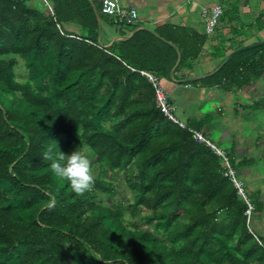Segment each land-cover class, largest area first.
Segmentation results:
<instances>
[{"label":"trees","instance_id":"obj_1","mask_svg":"<svg viewBox=\"0 0 264 264\" xmlns=\"http://www.w3.org/2000/svg\"><path fill=\"white\" fill-rule=\"evenodd\" d=\"M239 1L225 2L218 23H239ZM50 2L51 13L0 0V264H264V240L248 231L246 206L220 159L189 126L163 116L139 74L168 80L177 51L174 73L190 70L205 39L164 24L105 48L100 9L89 0ZM263 18L255 19L259 31ZM70 23L83 33L65 32ZM241 75L246 83L264 75V45L185 85L219 86ZM83 148L102 174L123 172L130 204L100 200L114 194L100 176L78 195L43 159Z\"/></svg>","mask_w":264,"mask_h":264},{"label":"crops","instance_id":"obj_2","mask_svg":"<svg viewBox=\"0 0 264 264\" xmlns=\"http://www.w3.org/2000/svg\"><path fill=\"white\" fill-rule=\"evenodd\" d=\"M20 1L33 9L51 8L50 0ZM89 1L96 9H100L102 0ZM115 1L120 7L133 8L137 17L131 25L120 28L112 18L100 12L102 16L97 15V40L105 48L124 40L117 34L119 29L127 34L122 37L129 38L135 29L152 31L164 24L187 28L205 39L191 69L173 73L172 79L160 80L162 88L174 107L177 119L189 126L190 130L218 144L231 162L237 165L234 170L244 186L243 177L250 180V184L261 186L260 201L257 203L264 215V75L248 83L244 82L245 77L241 75L238 81H228L213 87L201 83L185 85L188 82H182L212 72L232 51L263 41L264 18L260 31L255 19L264 16V0H240L239 23L232 26L217 23L209 34L206 24L211 10L215 6L223 7L229 0ZM63 28L69 34L83 33L81 27L73 23L65 24ZM236 32L242 35L237 36ZM255 234L263 239L264 229Z\"/></svg>","mask_w":264,"mask_h":264},{"label":"built area","instance_id":"obj_3","mask_svg":"<svg viewBox=\"0 0 264 264\" xmlns=\"http://www.w3.org/2000/svg\"><path fill=\"white\" fill-rule=\"evenodd\" d=\"M48 10L51 13L50 7H48ZM100 12L103 15L112 18V21L117 25L129 26L136 20L137 17L136 11L133 8L120 7L115 0H102L100 5ZM220 14H221V8L219 6H215L211 10V15L208 18V22L206 24V32L208 34L211 33L216 27ZM139 74L143 76L146 79V81L151 85L153 89L156 108L170 122L178 125L180 128H185V125L177 119L174 113V107L172 106L169 97L165 93L164 89L162 88L160 79L156 77L154 74L147 71H139ZM189 132L192 134V137L196 143L204 144L220 159V163L222 165L223 177L229 180V182L236 190L237 196L244 202L246 206V211L244 213L246 217V225L248 231L252 233L249 227V222H250V217L254 211V206L251 203V201L248 199L245 192L244 183L238 178L232 166V162L230 158L223 150H220V148L212 144L210 141L204 138L200 133L192 130H189Z\"/></svg>","mask_w":264,"mask_h":264},{"label":"rangeland","instance_id":"obj_4","mask_svg":"<svg viewBox=\"0 0 264 264\" xmlns=\"http://www.w3.org/2000/svg\"><path fill=\"white\" fill-rule=\"evenodd\" d=\"M15 72L18 81H23L26 78V73L24 71L21 61L19 60H18V65L15 67ZM214 145L218 146L219 148L218 144L215 143ZM81 152L85 154L90 161V168L93 177L100 176L106 182L110 183L113 187L114 194L111 197L110 196L108 197L106 195H100L99 199L108 204H112L115 202H121L123 203L124 206L130 204L132 202V193L127 189L125 185V176L123 172L121 171V172L102 174L98 167L93 166V158L89 154V152L85 148H83ZM241 179L244 180L245 182V192L248 199L254 202L255 201L259 202L261 196V186H259L258 184H255V186L250 184V180H248L247 178L245 179L243 177ZM261 210H262L261 208L255 210L250 217L249 227L253 233L259 232L260 229H264V215H262ZM125 221L137 223L138 228L140 230H149V231L151 230L150 226L145 224L143 221H140L138 216L130 219L129 216L127 215L125 216Z\"/></svg>","mask_w":264,"mask_h":264},{"label":"clouds","instance_id":"obj_5","mask_svg":"<svg viewBox=\"0 0 264 264\" xmlns=\"http://www.w3.org/2000/svg\"><path fill=\"white\" fill-rule=\"evenodd\" d=\"M44 160H52V172L62 179L70 182L72 190L78 195L90 191L94 183V177L90 168V161L81 151H73L70 155L61 152L55 158L45 153Z\"/></svg>","mask_w":264,"mask_h":264},{"label":"water","instance_id":"obj_6","mask_svg":"<svg viewBox=\"0 0 264 264\" xmlns=\"http://www.w3.org/2000/svg\"><path fill=\"white\" fill-rule=\"evenodd\" d=\"M139 29V28H138ZM137 29H135L132 34L136 31ZM131 34V35H132ZM121 39H127L128 37H120ZM98 44H100L99 40H98ZM261 45H264V40L263 41H260L256 44H253V45H248V46H244V47H241L235 51H232L231 53H229L223 60L222 62L219 64V66H217V68H215L212 72H209L205 75H202V76H197V77H193V78H189V79H185V80H182V82H193V81H200L202 79H205V78H208V77H211L212 75H214L215 73H217V71L226 63L228 62L231 58H233L235 55L239 54V53H242V52H245V51H248V50H251L253 48H256V47H259ZM175 48V47H174ZM177 51V50H176ZM179 61H180V54L178 53L177 51V61L174 65V67L172 68V70L170 71V74H169V77L172 79V75L175 71V69L177 68L178 64H179Z\"/></svg>","mask_w":264,"mask_h":264}]
</instances>
